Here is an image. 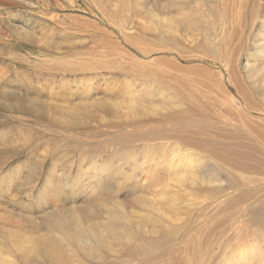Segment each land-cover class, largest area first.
Masks as SVG:
<instances>
[{
    "label": "rangeland",
    "instance_id": "374dc122",
    "mask_svg": "<svg viewBox=\"0 0 264 264\" xmlns=\"http://www.w3.org/2000/svg\"><path fill=\"white\" fill-rule=\"evenodd\" d=\"M262 29L264 0H0V264H264Z\"/></svg>",
    "mask_w": 264,
    "mask_h": 264
},
{
    "label": "bare ground",
    "instance_id": "6f19581e",
    "mask_svg": "<svg viewBox=\"0 0 264 264\" xmlns=\"http://www.w3.org/2000/svg\"><path fill=\"white\" fill-rule=\"evenodd\" d=\"M261 26V25H260ZM260 31V30H259ZM256 34V33H255ZM254 37V38H253ZM252 38L258 43L255 47V51L249 53V56L247 57V62L245 69L248 72H251L252 70H256L259 67H262L264 69V29H262L257 35L253 36ZM255 46V45H253ZM228 50V49H227ZM228 53V52H227ZM232 69V68H231ZM234 105V104H233ZM257 136V135H256ZM262 136V135H261ZM261 145V144H260ZM235 155V154H234ZM264 158V157H263ZM248 159V158H247ZM249 165V164H248ZM259 165V164H258ZM255 166V165H254ZM249 168V167H248ZM205 185V184H204ZM78 215V213H77ZM75 217H77L75 215ZM111 218V217H110ZM146 219V218H145ZM79 220V218H78ZM78 222V221H77ZM59 223V222H58ZM116 224V223H115ZM109 226V225H108ZM113 226V225H110ZM68 227V226H67ZM89 227V226H88ZM119 227V226H118ZM113 229V228H112ZM124 229V228H123ZM120 230V229H119ZM113 231V230H112ZM72 232V231H70ZM85 232V231H84ZM108 233V232H107ZM115 234V233H114ZM77 235V234H76ZM109 235V234H108ZM116 235V234H115ZM80 236V235H79ZM88 236V235H87ZM133 236V235H132ZM59 237V236H58ZM92 237V236H91ZM147 237V236H146ZM78 238V236H77ZM144 239V238H143ZM80 240V239H79ZM104 240V239H103ZM106 240V239H105ZM147 240V239H146ZM78 241V239H77ZM70 242V241H69ZM76 242V241H75ZM131 242V241H130ZM140 243V242H139ZM47 245V244H46ZM158 245V244H157ZM149 248V247H148ZM240 251V250H239ZM249 255V254H248ZM240 261V260H239Z\"/></svg>",
    "mask_w": 264,
    "mask_h": 264
}]
</instances>
